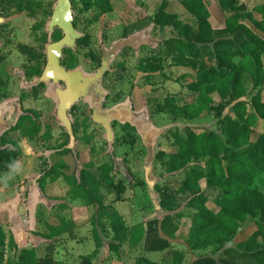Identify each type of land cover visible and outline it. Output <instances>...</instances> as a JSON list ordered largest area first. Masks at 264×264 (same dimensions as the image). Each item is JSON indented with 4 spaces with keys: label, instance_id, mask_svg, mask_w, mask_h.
Segmentation results:
<instances>
[{
    "label": "rangeland",
    "instance_id": "obj_1",
    "mask_svg": "<svg viewBox=\"0 0 264 264\" xmlns=\"http://www.w3.org/2000/svg\"><path fill=\"white\" fill-rule=\"evenodd\" d=\"M163 1L129 0L128 5L121 0L114 12L99 16L97 11L86 12L77 0H71L76 35L79 38L88 35L90 44L88 47L65 46L59 59L61 70L55 75L57 79L47 80L38 99L27 100L23 106L19 101L21 92H30V87L37 85L39 79H28L26 72L33 62L15 46L22 42L39 48L43 34L46 32L50 37L49 22L36 35L31 28L45 20L42 11L56 7L58 0H26L27 9L9 10L7 16H12L11 19L4 21L7 25L0 28V57L8 56V65L4 67L8 87L0 88V95L6 92L9 95L6 100L0 98V136L16 123L24 108L36 110L43 127L33 139L25 138L21 133L13 134L23 153L21 158L13 161L9 173L0 175V227L7 231V245L10 240L20 244L19 247L16 245L15 251L6 248L0 264H14L19 252L28 248L43 258L49 245L53 246V257L61 264H79L81 257L96 250L94 229L102 241L94 264H146L141 259L175 264L167 251H145L144 242L132 248L128 242L115 241L109 219L117 212L127 227L144 224L146 228L151 219L162 220L166 215L174 217L175 213L168 214L160 209L156 187L181 181L184 175L167 174L156 160V154L161 150L172 151L173 133L185 136L189 126L202 125L219 132L217 118L213 115L183 120L156 112L157 105L167 96H173L180 103L186 99L187 90L182 87L180 78L188 71L174 67L170 60H166L163 73L148 78L137 70L141 59L158 54L165 40L177 37L170 28L160 30L146 20L157 12ZM167 1L168 13L176 14L184 23L193 21L179 0ZM204 2L215 22L222 23L224 16L216 1ZM144 3L146 11L143 10ZM261 3L264 2L250 0L249 8ZM33 13L37 14L34 19ZM143 13L145 20H140ZM48 48L46 44L44 51L48 52ZM261 63L264 67L263 58ZM70 81L77 86L78 101L69 106L65 120H62V99L71 88ZM244 83L249 89V76L245 77ZM48 124L52 126V138L44 141L41 135ZM102 165L113 169L110 176L115 184L124 185L123 201L118 202L115 191L101 188L104 206H87L82 199L72 197L70 187L62 177H57L58 173L78 177L82 169L91 167L95 170ZM44 175L45 180L40 184ZM202 189L211 207L217 191L207 189L204 182ZM183 209L184 205L178 212ZM58 218L73 222L72 234L52 241L43 239L41 235L46 232L47 222L52 223ZM254 222L248 220L241 229ZM175 223L179 225L178 241L172 242L171 249L184 255L182 264H192L195 258L220 253L213 247L193 249L196 241L190 233V220L183 218ZM256 227L264 230V223L260 222ZM115 244L117 250L110 248Z\"/></svg>",
    "mask_w": 264,
    "mask_h": 264
},
{
    "label": "trees",
    "instance_id": "obj_2",
    "mask_svg": "<svg viewBox=\"0 0 264 264\" xmlns=\"http://www.w3.org/2000/svg\"><path fill=\"white\" fill-rule=\"evenodd\" d=\"M179 1L193 21L184 23L176 14L168 13V1L164 0L157 12L146 20L160 30L170 28L177 37L165 40L158 54L141 59L137 70L148 78L163 73L166 60H170L174 67L188 71L180 78L182 87L187 90L186 99L180 103L173 96H167L157 105L156 112L183 120L213 115L217 118L219 132L194 125L186 128L185 136L173 133L172 151L161 150L155 157L167 174L184 175L181 181L156 187L160 209L175 216L151 219L146 228L144 224L129 228L122 216L113 212L109 217L113 239L128 242L132 248L144 242L145 251H167L175 264H182L184 255L171 249V245L178 241L179 225L175 222L188 218L191 236L196 241L193 249L220 250L212 256L195 258L192 264H264V230L256 227L264 223V67L261 63L264 59V3L249 8L250 0H215L224 16L221 23L215 22L204 0ZM80 2L84 11L94 9L102 16L114 12L121 0ZM41 14L47 19L51 11L43 10ZM142 19L145 20V14ZM44 21L34 26L35 33L42 29ZM45 33L40 51L22 44L18 46L23 55L34 61L35 67L30 71L37 77L47 67L44 46L49 44V36ZM50 39L49 46H53L63 41L64 34L54 30ZM89 44L88 36L77 41L81 47ZM246 76H249V89L244 83ZM42 89L43 82L33 88L32 97L37 98ZM27 97L23 95L21 100ZM40 119L37 111L25 110L0 136V175L9 173L13 161L22 156L19 141L13 134L21 133L33 139L42 131ZM51 131L52 126L46 125L41 139L50 140ZM112 170L102 165L95 170L84 168L78 177L60 173L57 177L64 179L72 197L82 199L87 206L101 208L104 206L101 188L115 191L118 202L123 201L125 187L113 182ZM44 180L45 175L39 180L40 184ZM203 182L207 189L217 191L211 207L202 189ZM183 205L184 209L178 212ZM250 219L254 224L241 229ZM74 228L72 221L58 218L47 222L46 232L41 237L52 241L72 234ZM93 233L96 250L81 257L79 264H94L102 247L97 230ZM6 240V233L0 228V263L5 258L6 248L16 250V244L10 240L7 245ZM110 248L117 250L116 244ZM52 252L53 246L49 245L46 256L39 258L34 249H23L14 264H61ZM141 262L162 264L147 259Z\"/></svg>",
    "mask_w": 264,
    "mask_h": 264
},
{
    "label": "water",
    "instance_id": "obj_3",
    "mask_svg": "<svg viewBox=\"0 0 264 264\" xmlns=\"http://www.w3.org/2000/svg\"><path fill=\"white\" fill-rule=\"evenodd\" d=\"M49 27L51 30L56 28L61 30L64 34V39L58 44L49 46L47 52V67L42 76L43 81L57 79L55 75L60 71L59 59L62 54V49L65 46L73 47L76 43V40L79 38V36L76 35L74 29L73 16L69 0H58V3L50 18ZM69 89L70 90L67 91L62 99V107L60 109L62 120H65L66 110L78 98L76 84H71V88Z\"/></svg>",
    "mask_w": 264,
    "mask_h": 264
},
{
    "label": "flooded vegetation",
    "instance_id": "obj_4",
    "mask_svg": "<svg viewBox=\"0 0 264 264\" xmlns=\"http://www.w3.org/2000/svg\"><path fill=\"white\" fill-rule=\"evenodd\" d=\"M69 2H70V5H71V0H69ZM77 2H79V4H80V6L82 7V9H83V6H82V4H81V2H80V0H77ZM27 4H26V0L24 1V0H18L17 2H12L11 0H0V28H2V27H4V26H6L7 25V23H5L4 21H10L9 19H11V17L12 16H7V14H8V12H9V10H16L17 12H19V11H23L25 8L27 9ZM116 8V7H115ZM55 9V7L54 8H52V9H50V11H51V15H52V13H53V10ZM92 10H94V9H92ZM90 11V10H89ZM36 12V11H35ZM86 12H88V11H86ZM39 13V12H38ZM18 14H21V13H18ZM36 13H33V17H32V19H34V18H36ZM51 15L47 18V19H45V23H47V22H50V18H51ZM14 16V15H13ZM72 16H73V14H72ZM42 22H38V23H35L33 26H32V28H31V30H32V33H34L35 35L37 34V32L35 33L34 31H33V28H34V26L35 25H40ZM73 25H74V29L76 30V21H75V19H74V17H73ZM54 30H57V28L56 29H53L52 30V32H54ZM59 30V29H58ZM61 31V30H60ZM51 32V33H52ZM62 32V31H61ZM63 33V32H62ZM51 35V34H50ZM85 36H88V35H85ZM84 36H82L81 38H83ZM89 37V36H88ZM81 38H78L77 40H76V43H75V45H77V41L79 40V39H81ZM90 38V37H89ZM49 44H48V46L50 45V43H51V39H50V37H49ZM26 45V46H28V47H30V48H32V49H34V50H36V51H40V47L39 48H34V47H32V46H29V45H27V44H24V43H22V42H19V43H17L16 44V46H15V48L18 50V46L19 45ZM74 45V46H75ZM73 46V47H74ZM78 46V45H77ZM14 48V49H15ZM65 48V47H64ZM64 48L62 49V54H61V56H60V58L62 57V55L64 54ZM19 51V50H18ZM20 52V51H19ZM21 53V52H20ZM22 54V53H21ZM44 54H45V57H46V66H47V52L46 51H44ZM23 55V54H22ZM24 57H26L25 55H23ZM27 58V57H26ZM28 59V58H27ZM7 60H8V56L4 59V58H1L0 57V67H1V69H2V74L3 75H1V73H0V84L2 83V85H0V88H2L3 86H7L8 85V82H7V80H8V76H6L5 75V72H4V67L5 66H7L8 65V62H7ZM29 60V59H28ZM31 61V60H30ZM31 62H33V66L31 67V68H29V70H28V72H26V76L28 77V79H30V80H34L35 81V79H39V82H38V84L37 85H39V83H41V82H43L44 83V89H45V82L46 81H43L42 80V76H43V74H44V71L46 70V67H45V69H44V71H43V73H42V75L40 76V77H37V76H34V75H31L32 74V72L30 71L33 67H35V63H34V61H31ZM18 81V80H17ZM51 81V80H50ZM54 81V80H53ZM69 84L71 85V84H75L74 82H72V81H70L69 82ZM18 85H21V83L20 84H18ZM36 84H34V85H32L31 87H30V89H31V91L30 92H28V91H26V92H21V94H20V98H19V101H21L20 103V106H23L24 104L23 103H25V101H27V100H31V99H38V97L40 96V92L42 91V90H44V89H42L40 92H39V95L37 96V98H33L32 97V92H33V88L34 87H36L37 86ZM8 87V86H7ZM21 90H22V88H21ZM70 90V89H69ZM68 90V91H69ZM23 95H26V96H28L27 97V99H24V100H21V97L23 96ZM8 92H6V93H2V96L0 95V98L1 99H3V100H6L7 98H8ZM78 101V98H77V100L75 101V102H77ZM24 108V107H23ZM25 110H33V109H25L24 108V110L22 111V113H21V115L23 114V112L25 111ZM70 110H72V111H74L73 110V107H70ZM34 111H36V110H34ZM20 115V116H21ZM19 116V117H20ZM18 117V118H19ZM18 120V119H17ZM41 120V119H40ZM17 122V121H16ZM13 126V125H12ZM11 126V127H12ZM11 127H9L7 130H9ZM43 127V126H42ZM6 130V131H7ZM5 131V132H6ZM43 135V134H42ZM41 135V136H42ZM51 138H52V136H51ZM20 145V144H19ZM66 148V147H65ZM22 150V149H21ZM23 153V152H22ZM113 180V179H112Z\"/></svg>",
    "mask_w": 264,
    "mask_h": 264
},
{
    "label": "crops",
    "instance_id": "obj_5",
    "mask_svg": "<svg viewBox=\"0 0 264 264\" xmlns=\"http://www.w3.org/2000/svg\"><path fill=\"white\" fill-rule=\"evenodd\" d=\"M125 2L129 5V0H125ZM146 6H147V5L144 3V7H143V8H144V9H143L144 11H146V9H145ZM137 9H138V8H137ZM147 15H148V14H147ZM149 15H150V17L152 16L151 13H150ZM149 15H148V16H149ZM1 75H3V74L1 73ZM2 100H3V99H2ZM0 228H2V229L5 231V233H7L5 227H0ZM16 243H17V244H16L17 247H19V246H20L19 242L16 241ZM18 245H19V246H18ZM28 249H29V248H28ZM101 252H102V251H101ZM101 252H100V254H101ZM100 254H99L98 258L100 257ZM98 258H97V259H98Z\"/></svg>",
    "mask_w": 264,
    "mask_h": 264
}]
</instances>
